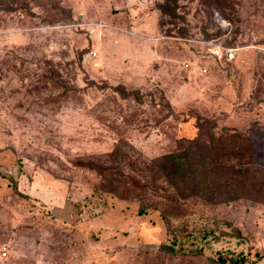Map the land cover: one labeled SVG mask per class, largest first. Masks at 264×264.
Returning a JSON list of instances; mask_svg holds the SVG:
<instances>
[{"label": "rangeland", "instance_id": "rangeland-1", "mask_svg": "<svg viewBox=\"0 0 264 264\" xmlns=\"http://www.w3.org/2000/svg\"><path fill=\"white\" fill-rule=\"evenodd\" d=\"M218 1L177 0L172 20L161 0H0V264H264L263 201L181 197L151 162L210 145L197 113L238 132L243 159L218 164L264 171V0ZM217 19L229 61L180 37ZM164 216L214 234L169 255Z\"/></svg>", "mask_w": 264, "mask_h": 264}, {"label": "trees", "instance_id": "trees-1", "mask_svg": "<svg viewBox=\"0 0 264 264\" xmlns=\"http://www.w3.org/2000/svg\"><path fill=\"white\" fill-rule=\"evenodd\" d=\"M176 2L177 0H161V2L156 4V8L160 11L161 15L167 18L169 17L172 20L178 19L180 16L176 13ZM214 3L216 6L220 4L218 0H214ZM216 12L219 16L222 15L218 10ZM202 30L201 36L205 40L221 35V30L218 27L210 30L209 26L205 25ZM180 37L186 38L185 36ZM223 44L234 47L227 39H223ZM114 87H116L115 91L123 98L129 94L138 93L133 90L126 91L122 85ZM137 98L139 97L137 96ZM192 116L195 118L197 134L191 142L200 141L201 137L205 136L209 140L208 143L210 145L202 148L204 144L201 143L197 145V149L194 147L196 150L189 149L182 155L167 153L152 159L151 162L156 164L168 185L175 187V193H178L181 197L195 196V198H203L205 199V203L211 205L229 202L238 198H251L264 202V171L262 168L260 169L259 166L250 161L240 162V164L234 166L217 163V160L222 157L224 159L234 157L240 161L243 159L244 152L242 146L241 150H232L231 155L228 154V149L237 143L238 132H233L232 130L227 132L225 129L217 132L215 122L211 119L201 117L197 113ZM225 136L227 140L229 139L232 142H223L222 144L224 145H219L218 143H221ZM219 149L223 150L220 154L217 152ZM246 149L247 151L250 150L248 143ZM194 151H197L198 154L195 159L196 162L199 161V167L188 159V156ZM204 155H209V162H203L204 158L202 157ZM12 188L16 194L28 198L26 194L17 189L15 184L12 185ZM138 212H143V210H139ZM162 219L165 225L166 241L159 243L158 248L162 251L164 250L169 255H175L178 252L184 251L187 242L192 245L198 238L205 239L206 235L214 234V230L203 228L202 230H198V234L195 235L192 233V230L195 229L187 230V224L178 227L171 224L170 218L164 216ZM233 229L234 235L239 236L238 230ZM217 259L219 262H225V259L221 255L217 256ZM229 260L231 264H243L244 257L240 254V256H231ZM230 263L228 262V264Z\"/></svg>", "mask_w": 264, "mask_h": 264}, {"label": "built area", "instance_id": "built-area-1", "mask_svg": "<svg viewBox=\"0 0 264 264\" xmlns=\"http://www.w3.org/2000/svg\"><path fill=\"white\" fill-rule=\"evenodd\" d=\"M219 16V15H218ZM218 23L215 25V28L218 27L220 30L225 31L229 28V22L227 20L217 19ZM214 28V29H215ZM189 41L196 42L200 44L201 46H204L206 48V52L208 53V56L210 58L215 59V61H229L232 60L235 57V47H229L225 46L223 44V39H220L218 37H211L209 39H202V38H196V39H188ZM92 56H95V51L91 52ZM4 252L2 251V255Z\"/></svg>", "mask_w": 264, "mask_h": 264}, {"label": "crops", "instance_id": "crops-1", "mask_svg": "<svg viewBox=\"0 0 264 264\" xmlns=\"http://www.w3.org/2000/svg\"><path fill=\"white\" fill-rule=\"evenodd\" d=\"M96 26H98V24H96ZM124 34H128V35H133V36H135L136 38H140L141 40H150L149 38H146V37H143V36H137V33H135V32H131L130 30H127V29H124L123 31H122ZM182 40H186L187 42L189 41L188 39H190V38H181ZM194 43H196V42H194ZM94 51V50H93ZM152 53V52H151ZM84 55H86V56H89V57H87V58H91V57H95L96 56V52H95V56H90L89 55V52L88 53H85ZM155 55V54H154ZM92 58V59H93Z\"/></svg>", "mask_w": 264, "mask_h": 264}]
</instances>
